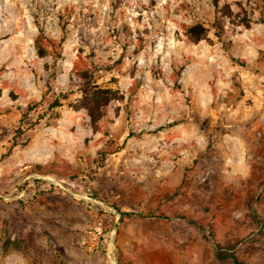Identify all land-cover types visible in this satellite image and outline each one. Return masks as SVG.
Segmentation results:
<instances>
[{
    "label": "rangeland",
    "instance_id": "obj_1",
    "mask_svg": "<svg viewBox=\"0 0 264 264\" xmlns=\"http://www.w3.org/2000/svg\"><path fill=\"white\" fill-rule=\"evenodd\" d=\"M263 20L0 0V264H264Z\"/></svg>",
    "mask_w": 264,
    "mask_h": 264
},
{
    "label": "crops",
    "instance_id": "obj_2",
    "mask_svg": "<svg viewBox=\"0 0 264 264\" xmlns=\"http://www.w3.org/2000/svg\"><path fill=\"white\" fill-rule=\"evenodd\" d=\"M179 174V170H177V172L176 173H174V174H172L171 176H170V180H175V176H177Z\"/></svg>",
    "mask_w": 264,
    "mask_h": 264
},
{
    "label": "trees",
    "instance_id": "obj_3",
    "mask_svg": "<svg viewBox=\"0 0 264 264\" xmlns=\"http://www.w3.org/2000/svg\"><path fill=\"white\" fill-rule=\"evenodd\" d=\"M263 23H264V20H263ZM199 28V27H198ZM200 28H201V26H200ZM123 213H121V215H122Z\"/></svg>",
    "mask_w": 264,
    "mask_h": 264
},
{
    "label": "built area",
    "instance_id": "obj_4",
    "mask_svg": "<svg viewBox=\"0 0 264 264\" xmlns=\"http://www.w3.org/2000/svg\"><path fill=\"white\" fill-rule=\"evenodd\" d=\"M100 231L98 230V233H99Z\"/></svg>",
    "mask_w": 264,
    "mask_h": 264
}]
</instances>
